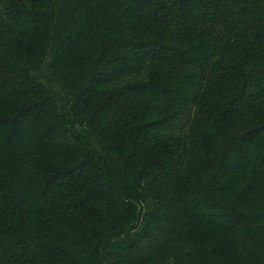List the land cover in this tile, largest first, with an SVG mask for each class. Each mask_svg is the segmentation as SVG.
I'll list each match as a JSON object with an SVG mask.
<instances>
[{"label":"trees","instance_id":"16d2710c","mask_svg":"<svg viewBox=\"0 0 264 264\" xmlns=\"http://www.w3.org/2000/svg\"><path fill=\"white\" fill-rule=\"evenodd\" d=\"M0 264H264V0H0Z\"/></svg>","mask_w":264,"mask_h":264}]
</instances>
